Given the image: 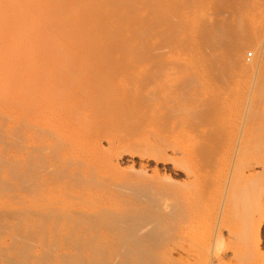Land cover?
I'll return each mask as SVG.
<instances>
[{
  "label": "rangeland",
  "instance_id": "rangeland-1",
  "mask_svg": "<svg viewBox=\"0 0 264 264\" xmlns=\"http://www.w3.org/2000/svg\"><path fill=\"white\" fill-rule=\"evenodd\" d=\"M23 1L0 0L2 220L97 256L127 250L117 217L164 211V264H264V167L233 169L264 107V0Z\"/></svg>",
  "mask_w": 264,
  "mask_h": 264
},
{
  "label": "bare ground",
  "instance_id": "bare-ground-1",
  "mask_svg": "<svg viewBox=\"0 0 264 264\" xmlns=\"http://www.w3.org/2000/svg\"><path fill=\"white\" fill-rule=\"evenodd\" d=\"M26 1V0H24ZM23 1V2H24ZM28 1V0H27ZM29 2V1H28ZM13 6L15 5V3H11ZM22 5V4H21ZM10 6V4H9ZM19 7V5H17ZM23 6V5H22ZM16 7V9L18 8ZM13 9H15V7H12ZM4 7H0V12H4ZM20 9V8H18ZM18 9L16 11H18ZM52 9V8H51ZM15 11V12H16ZM43 11V10H42ZM21 12V11H20ZM19 13V12H18ZM22 13V12H21ZM42 13V12H41ZM43 14V13H42ZM20 17V14L17 15V17H13L15 19H13V21H16V23H18L20 20H21V17ZM8 20V19H7ZM11 20V19H10ZM10 20L8 21L9 23ZM34 20V18L32 19L31 18V21L30 23ZM34 22V21H33ZM32 22V23H33ZM8 23V24H9ZM31 23V24H32ZM34 24V23H33ZM32 24V25H33ZM252 106V107H251ZM238 123V130L235 129V131L237 130L238 133H237V136L236 134L233 135L235 137H237L238 139V142L239 145H235L236 146V150H234L235 152V155H233L232 153H230V155L232 154L234 157H232L234 159V161L236 160V167L233 168L236 172H239L240 174H245L246 172H248V174H246L245 176L248 178L251 176L253 177V174L252 172L256 169V168H263L264 167V158L263 156H259L258 155V152H255L254 151H259V154H260V150L263 149V146L262 145H259L257 144L260 143L261 141L263 142L264 140L263 139H260V138H264V107H260L259 105L257 106H253V105H249V107L245 108V111L240 115L238 121L236 122ZM236 127V125H235ZM236 127V128H237ZM256 128V129H255ZM257 128H259V133L260 134H263V136L259 135L258 130ZM257 130V131H256ZM257 133L258 135H255L254 134ZM260 136V137H259ZM235 137H234V142H235ZM259 138V141L258 138ZM232 139V137H231ZM237 141V140H236ZM257 141V142H256ZM229 143V142H228ZM236 143V142H235ZM232 144V143H231ZM234 144V143H233ZM232 144V146H234ZM262 144V143H261ZM257 146V147H256ZM259 146L262 148H259ZM231 147V146H229ZM233 148V147H232ZM258 148V149H257ZM234 149V148H233ZM233 149H230V152L233 150ZM260 149V150H259ZM264 150V149H263ZM263 150L262 151V154H263ZM256 154H257V157H256ZM143 157V156H142ZM262 157V158H261ZM231 158V157H230ZM231 158V159H232ZM232 161V160H231ZM235 163V162H233ZM264 169V168H263ZM257 170V169H256ZM262 170V169H261ZM234 171V172H235ZM257 173V172H256ZM238 174V173H237ZM235 175V173H234ZM233 176V175H232ZM237 176V175H236ZM240 176V175H238ZM235 179V178H234ZM243 179V178H242ZM241 179V180H242ZM239 180V179H237ZM243 181V180H242ZM234 182V181H233ZM245 182H243L244 184ZM249 183V182H248ZM256 183V182H255ZM254 183V185H256ZM251 184V183H250ZM246 185V183H245ZM253 185V184H252ZM251 185V186H252ZM258 185V184H257ZM248 187V185H247ZM261 187V186H260ZM263 187V186H262ZM250 188V187H249ZM258 189V188H257ZM247 190V189H246ZM255 190V189H254ZM261 190V189H260ZM248 191V190H247ZM138 192H144V191H138ZM253 193V192H252ZM256 193V192H255ZM261 194V192H259ZM142 194V193H141ZM144 194V193H143ZM142 196H148V195H143ZM147 194V193H146ZM249 194V193H248ZM251 195V194H250ZM249 195V197H250ZM256 195V194H255ZM254 195V196H255ZM258 195V194H257ZM141 196V195H140ZM253 196V197H254ZM251 197V198H253ZM258 198V197H257ZM153 199V197H152ZM259 199V198H258ZM2 209V208H1ZM32 210V209H31ZM37 209H35V212H36ZM43 211V210H42ZM40 211V213L42 212ZM49 211V210H48ZM47 211V212H48ZM1 212V211H0ZM54 212V211H53ZM52 212V213H53ZM158 212V211H157ZM161 212V214H160ZM158 212L159 216L162 215V211ZM37 213H38V210H37ZM46 213V212H45ZM51 213V212H50ZM51 213V214H52ZM165 213V212H164ZM163 213V214H164ZM246 213V212H245ZM251 213V212H250ZM2 214V213H1ZM0 214V235L2 236H7L6 238H8V243H3L2 244V240H0V264H129L128 263V259L131 258L130 256V253H135L134 255H136V258L134 256V258L136 260H138V263L140 262V264H164L165 261V258H164V255L161 254L163 253L162 251L164 250L165 251V248L167 247L168 245V239H167V236L166 234L167 233H162V230L165 231V227L164 229H162V227L160 228V225L159 224H162L159 222V219L156 220V216L158 217V215L156 214V216H154L153 218H151L150 215H148V217L150 216V218H146V217H140L138 215H135L134 213H131L129 214V216H119L117 217L116 219V222L114 221V223H117L118 224V227L119 225L123 226L124 228H121V229H125L124 231L126 232L127 231V237L125 239L126 242L124 243L126 246H127V250L126 251H123V253H119V252H112L110 250V252L108 251L109 249L105 248L104 246V250L101 249V248H98V252H96L97 250L93 251V252H96L97 256H94L95 253H92L93 256L90 255V253L86 256L84 254V251L80 253H76V254H68L67 252L65 251H61V249L59 250L58 247H54V245L57 243H54L55 240L51 241L52 243H50L49 240L47 243H44V241L42 242V244L40 243H37L35 241V235L34 234H37L35 233L34 231L36 230L35 227L33 228L34 229V234H25L24 228H22L21 226H18L20 224V222H16L12 223L14 224L13 226L7 224L6 222H4L2 220V215ZM30 214V213H29ZM36 214V213H35ZM42 214V213H41ZM48 214V213H47ZM134 214V215H133ZM166 214V213H165ZM33 216V214H31ZM39 215V214H38ZM46 215V214H45ZM44 215V216H45ZM53 215V214H52ZM56 215V214H54ZM81 215V214H80ZM122 215V214H121ZM248 215V214H247ZM5 216V214H4ZM3 216V217H4ZM50 216L51 218V215L49 214L48 217ZM70 216V215H69ZM77 216H79L77 214ZM164 216V215H162ZM250 216V214H249ZM7 217V216H6ZM34 217V216H33ZM38 217V216H37ZM46 217V216H45ZM58 217V215H57ZM56 217V218H57ZM82 217V216H81ZM165 219L167 218L166 216H164ZM14 218V217H13ZM12 218V219H13ZM36 218V217H35ZM42 218V221H44L46 218H44L43 220V217H40ZM80 218V217H79ZM161 218V217H160ZM163 218V217H162ZM161 218V219H162ZM248 218V216H247ZM37 219V218H36ZM39 219V218H38ZM49 219V218H48ZM163 220V219H162ZM46 220L43 222L45 223ZM166 222V221H165ZM116 224V225H117ZM42 225V224H41ZM40 225V226H41ZM115 225V224H114ZM164 224H162L163 226ZM39 226V227H40ZM164 226H167L166 223ZM24 227V226H23ZM37 227V228H39ZM114 227V226H113ZM26 228V227H25ZM45 228V227H43ZM42 228V229H43ZM29 229V228H27ZM31 229V228H30ZM41 229V228H40ZM120 229V230H121ZM178 229V228H177ZM176 229V232L180 231L181 233L184 232V229L183 231L182 230H179L177 231ZM187 229V228H186ZM185 229V230H186ZM32 230V229H31ZM38 230V229H37ZM46 230V228H45ZM118 230V229H117ZM39 231V230H38ZM37 231V232H38ZM41 231V230H40ZM43 231V230H42ZM175 232V231H174ZM179 232V235L182 236V234ZM46 233V232H44ZM171 234V232H170ZM175 234V233H173ZM171 234V238L172 241H173V244H172V247L175 249L174 251H177V250H182V251H187L186 250V247L189 246V244L187 245L186 243V239L182 237V239H185L184 240H179V241H182V242H179V241H175L174 242V237L175 235ZM39 236V235H38ZM92 236V235H91ZM174 236V237H172ZM179 236V238H181ZM37 237V236H36ZM94 237V236H93ZM215 237H217V235L215 234ZM92 238V237H91ZM169 238V236H168ZM1 239V238H0ZM39 240L37 241H40V237H38ZM170 239V238H169ZM176 239V238H175ZM215 239V238H214ZM220 239V238H219ZM43 240V239H42ZM45 240V239H44ZM47 240V239H46ZM116 240V239H115ZM120 240V238H119ZM58 241V240H57ZM121 241V240H120ZM125 241V240H123ZM171 241V240H170ZM5 242V240H4ZM61 242V241H60ZM113 242V241H112ZM111 242V243H112ZM184 242V243H183ZM211 242V241H210ZM42 246V250H37L36 249V245L37 244ZM63 243V242H62ZM111 243L109 245H111ZM114 244H116L117 242H113ZM121 243V242H120ZM186 243V244H185ZM54 244V245H53ZM58 244V243H57ZM107 244V243H106ZM123 244V245H124ZM117 245V244H116ZM119 245V244H118ZM121 245V244H120ZM38 246V248L40 247ZM57 246V245H55ZM60 246V245H59ZM80 247L82 245H79ZM78 246V248H80ZM113 246V245H112ZM102 247V246H101ZM102 247V248H103ZM114 247V246H113ZM190 247V246H189ZM41 248V247H40ZM125 248L123 250H125ZM168 248V247H167ZM172 248V249H173ZM81 249V248H80ZM99 249H101L99 251ZM188 249V248H187ZM190 249V248H189ZM63 250V249H62ZM191 250V249H190ZM161 252V253H160ZM189 252V251H188ZM187 252V253H188ZM131 253V254H132ZM178 254V253H177ZM90 255V257H88ZM130 257H129V256ZM182 256V254H181ZM129 257V258H128ZM179 257V256H178ZM132 259V258H131ZM181 259V258H180ZM181 261V260H180ZM129 262H133L132 260L129 261ZM174 262V261H173ZM136 264V262L134 261L133 264ZM132 264V263H131ZM178 264V263H177Z\"/></svg>",
  "mask_w": 264,
  "mask_h": 264
},
{
  "label": "built area",
  "instance_id": "built-area-1",
  "mask_svg": "<svg viewBox=\"0 0 264 264\" xmlns=\"http://www.w3.org/2000/svg\"><path fill=\"white\" fill-rule=\"evenodd\" d=\"M251 53H248V55L250 56Z\"/></svg>",
  "mask_w": 264,
  "mask_h": 264
}]
</instances>
